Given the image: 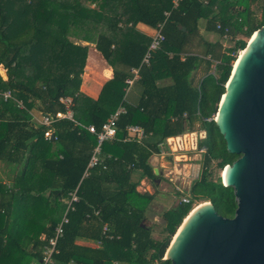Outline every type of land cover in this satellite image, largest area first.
Wrapping results in <instances>:
<instances>
[{
  "label": "trees",
  "instance_id": "16d2710c",
  "mask_svg": "<svg viewBox=\"0 0 264 264\" xmlns=\"http://www.w3.org/2000/svg\"><path fill=\"white\" fill-rule=\"evenodd\" d=\"M165 12L171 13L163 47L150 65H142L152 37L138 25L156 29ZM202 19L208 32L224 38L228 31L227 46L204 39ZM263 26L264 0H182L177 7L173 0H0V67L7 75L0 74V168L8 178L0 179V264L39 263L76 189L80 201L52 264H171L164 256L195 203L211 202L221 216L233 218L235 191L221 176L213 177L212 165L217 162L222 172L240 156L228 153L215 119L238 54ZM90 45L113 70L96 99L81 91ZM201 65L204 78L197 83ZM132 68H139L143 88L138 104L126 98ZM162 71L171 84L159 83ZM8 91L12 98L6 99ZM62 97L73 99L80 125L58 121L55 139L48 140L47 127L34 122L31 112L65 111ZM120 106L126 112L118 119L116 138L103 143L100 163L84 177L96 133ZM198 124L205 132L198 142L200 174L190 201L163 214L167 236L156 240L146 224L156 196L137 187L144 178L152 184L161 179L150 164L161 153L159 144L197 132ZM91 125L95 134L86 129ZM131 125L150 135L128 141ZM104 224L114 239L104 238L101 248L83 242L102 240Z\"/></svg>",
  "mask_w": 264,
  "mask_h": 264
},
{
  "label": "water",
  "instance_id": "95a60500",
  "mask_svg": "<svg viewBox=\"0 0 264 264\" xmlns=\"http://www.w3.org/2000/svg\"><path fill=\"white\" fill-rule=\"evenodd\" d=\"M0 73H5L3 68ZM215 121L228 153L240 156L221 176L224 186L235 191V216L225 218L211 202H204L183 221L165 260L264 264V26L234 65Z\"/></svg>",
  "mask_w": 264,
  "mask_h": 264
},
{
  "label": "built area",
  "instance_id": "2783aa9c",
  "mask_svg": "<svg viewBox=\"0 0 264 264\" xmlns=\"http://www.w3.org/2000/svg\"><path fill=\"white\" fill-rule=\"evenodd\" d=\"M182 0H173L174 7H177L178 4ZM171 12H165V17L166 19L159 23L155 29V34L152 36V41L149 45V48L143 58L142 65H150L151 60L153 58V55L160 51L163 47V44L166 40L165 34H164V29L166 25V21L168 17L170 16ZM219 28V27H218ZM225 40H229V34L228 31L226 30V33L224 35ZM131 77L127 79V89H126V97L127 94L130 92V89L132 86L139 81V68H132L130 69ZM4 97L6 99L12 98V93L10 91L4 93ZM59 102L64 106L65 111H58L56 113L50 114V113H40V117L37 115H33V121L36 122L39 125H43L47 127V131L45 133V138L50 140V139H55V134H54V124L58 121L61 120H71L75 124L80 125L77 121L74 120L73 117V111H72V106H73V99L71 97H62L59 99ZM22 106V104L20 103ZM126 109L124 106H120L119 109L109 117V119L106 121V123L102 126V129L99 133H96V129L94 126H89L86 127V129L93 134H97V145L93 151V154L91 156V159L89 161L88 167L84 173V177H88L90 175V171L96 167L100 163V156H101V148L103 143L107 141H112L116 138L117 132H118V126L117 122L121 114L125 113ZM126 133H127V140L128 141H137V142H142L144 139H146L150 134H147L145 129L141 126L138 125H131L126 128ZM205 133V132H204ZM184 136L183 138H169L166 140V142L159 144V148L162 149V154H165V145L168 144L169 147H177V151L179 149H182L184 146V139L188 137H193L195 136V133H187L182 135ZM179 136V137H182ZM205 137V136H204ZM203 137V138H204ZM199 142V140H198ZM198 142L197 147H198ZM191 144H193V141H191ZM193 144V145H194ZM104 169H106V166H103ZM176 194H182L180 196V203H188L190 201V196L185 195L183 188L180 187H175ZM142 191H146V189L143 188L141 189ZM77 189L69 194V198L66 201V208L64 212L62 213L61 219L58 223V225L55 228V235L53 238H51L48 242V245L43 249L42 252V260L39 263H34V264H52L53 263V255L57 253V244L60 238H62L64 234V227L69 223V214L70 212L75 210V204L80 201V197L77 193ZM196 205V204H195ZM194 205V207H195ZM93 214L98 217L100 216V211L93 209ZM111 227L108 224H104L102 228V240H99L97 242H92L94 246L97 248H101L103 246V239H109L112 240L114 239L113 234L111 233ZM113 264H120L117 261L113 262Z\"/></svg>",
  "mask_w": 264,
  "mask_h": 264
},
{
  "label": "crops",
  "instance_id": "0c3cea01",
  "mask_svg": "<svg viewBox=\"0 0 264 264\" xmlns=\"http://www.w3.org/2000/svg\"><path fill=\"white\" fill-rule=\"evenodd\" d=\"M199 28H200V32H201L202 36L204 37V39L206 41H208L210 43H216V42L220 41L223 44V46L228 45V41L225 40L224 38H222L219 34L208 32L206 19L200 20ZM138 29L142 33L148 35L149 37H152L155 34V29L151 28L145 24H139ZM77 44H79V43H77ZM83 45H87V44L84 43ZM0 68L2 69L3 67H0ZM204 69H205L204 65H201L199 70L196 71L195 81L197 83L203 81L204 77L202 74L204 73ZM3 70L5 71L4 68H3ZM214 71H215V67H214V65H212V71L210 73L213 74ZM158 74H159V77H161V79L159 81V83L161 85L171 84L172 81L170 80V78H167V73L165 71L159 72ZM3 77L7 79L6 71H5V75H3ZM112 77H113L112 68L106 63V61L104 60L102 55L95 49V46L90 45L89 51H88V58H87L86 67H85L84 73L82 75L81 91L83 93H85L87 96L96 99L99 96L103 85L108 80H110ZM135 84H137L138 87L135 90V92L132 96V99L128 100V98L126 97L127 102L130 104H138V102L140 101L142 94H143L142 86L138 82H136ZM134 88H136V87H134ZM33 112L40 113L41 111L35 109L31 113L33 114ZM36 113H34V114H36ZM183 137L184 136L178 137V138H183ZM193 146H195V149L198 148L197 143L194 144ZM182 149H179V151L181 150V152H182ZM164 151H165V154H162L163 151L161 149V153L158 155H154L150 160V164L154 168L155 174H156V169L159 170L158 174L161 175V179L157 180L155 184H152L148 178H144V179H142L140 185L137 187V191L140 193L154 194V192L156 190H158V187H161V188L163 187L164 182H162V181L164 179H167L171 182H174V187H177L179 185L182 186L185 195H189L190 187H188L186 185L185 186L181 185L182 183L177 181L178 180L177 178H170V174L175 173V172L179 173L178 172V166H180L179 161H181V160L187 161L188 160L186 154L178 153L179 151H177V147L172 146V148H171L168 146V144L165 145ZM169 156L172 157V161L168 159ZM160 160L167 164L166 165L167 168H165L164 164H160ZM184 167L187 168V165H185ZM165 169L166 170L168 169L167 173L164 172ZM5 177H6V174H5ZM6 180H8L7 177H6ZM143 186H144V189H146V191L141 190L143 188ZM176 197L177 196H175L174 198H176ZM173 208H175V207H173ZM83 242L94 246L92 244V242H90V241L83 240ZM94 247H96V246H94Z\"/></svg>",
  "mask_w": 264,
  "mask_h": 264
},
{
  "label": "rangeland",
  "instance_id": "374dc122",
  "mask_svg": "<svg viewBox=\"0 0 264 264\" xmlns=\"http://www.w3.org/2000/svg\"><path fill=\"white\" fill-rule=\"evenodd\" d=\"M257 16L259 18L262 17L263 12L261 8H257ZM251 39V38H250ZM250 39L248 40V43L250 41ZM240 53L238 54L239 57ZM234 66V65H233ZM5 75V73L2 74V76ZM4 78V77H3ZM6 79V78H4ZM135 85V86H134ZM132 86V88L130 89V92L127 94V98L128 100L132 99V96L135 92V90L137 89V84H134ZM136 87V88H134ZM33 112V115H37L38 117H40V113H36ZM217 117V116H216ZM197 127V132L195 133V136L193 137H188L186 139H184V146L178 153H182V154H186L188 160H181L180 162V166H178V172L172 173L170 174V178H177L180 183H182L181 185H186L188 187H190V189L192 188V185L194 183L195 180L198 179V176L200 174L201 171V165H202V159L203 156L200 152V150L197 148L195 149V146H193L191 144V141H193V144L196 142H198V140L202 139L205 136V133L203 131H201V129H199V124L196 126ZM177 154V153H176ZM164 160V159H163ZM160 164H164L165 168H167V164L162 162L160 160ZM185 165H187V168L184 167ZM225 169V168H224ZM164 172H168V169L164 170ZM212 173H213V177L217 178L218 176H222L223 171L221 172V170L217 167V162H214L212 165ZM0 179H2L3 181L6 180L5 177V173L3 172V170H1L0 168ZM175 181V180H174ZM162 182H164L163 187H158V190H156L154 192L155 194V200L154 202L151 204L146 216H147V221L146 224L151 227L152 231H153V236L156 240H163L167 234L165 233V221L163 219V214L169 210L172 209L173 207H176L179 203H180V196H182V194H176V188L174 187V182H171L167 179H164ZM180 188H182V186H178ZM175 196H177L176 198H174ZM179 200H178V199ZM204 203V202H202ZM202 203H195V207L193 208V210L195 208H197L200 204ZM192 210V211H193ZM174 238V237H173ZM173 241V239H172ZM171 241V242H172ZM166 258V254L164 256V259Z\"/></svg>",
  "mask_w": 264,
  "mask_h": 264
},
{
  "label": "bare ground",
  "instance_id": "6f19581e",
  "mask_svg": "<svg viewBox=\"0 0 264 264\" xmlns=\"http://www.w3.org/2000/svg\"><path fill=\"white\" fill-rule=\"evenodd\" d=\"M254 36H255V34L252 36V38H253ZM252 38L250 39V41L252 40ZM244 51H245V49L242 50V51L240 52V55H239L237 61L242 57ZM237 61L234 63V65H236ZM223 171H224V170H223ZM204 204H205V203H202V204L199 205L197 208H195V209L190 213V216H191V215H192L197 209H199L201 206H203ZM190 216H188V217L185 219V222L188 220V218H189Z\"/></svg>",
  "mask_w": 264,
  "mask_h": 264
}]
</instances>
